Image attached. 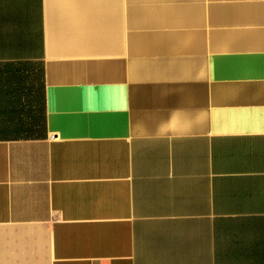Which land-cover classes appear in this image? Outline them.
<instances>
[{
  "label": "crops",
  "instance_id": "1",
  "mask_svg": "<svg viewBox=\"0 0 264 264\" xmlns=\"http://www.w3.org/2000/svg\"><path fill=\"white\" fill-rule=\"evenodd\" d=\"M0 264H264V0H0Z\"/></svg>",
  "mask_w": 264,
  "mask_h": 264
}]
</instances>
